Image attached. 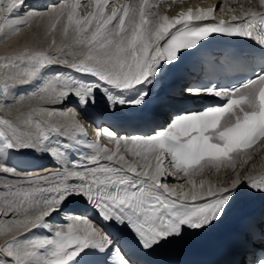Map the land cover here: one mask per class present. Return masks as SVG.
<instances>
[{
  "label": "snow or ice",
  "instance_id": "6c2138e0",
  "mask_svg": "<svg viewBox=\"0 0 264 264\" xmlns=\"http://www.w3.org/2000/svg\"><path fill=\"white\" fill-rule=\"evenodd\" d=\"M258 4L264 9V0ZM153 7L149 0H62L41 11L26 0H0V38L37 19L47 35L59 27L61 36L59 42L52 36L46 50L26 47L0 58V107L11 108L25 95L35 101L15 121L0 116V264H148L159 250L214 228L243 197L264 200V174L245 176L234 163L264 141V63L239 83L188 84L184 95L225 103L174 115L151 135L99 129L113 148L85 140L76 112L47 107L74 97L89 108L103 94L109 111L140 109L158 75L183 63L178 53L197 56L202 42L216 35L254 42L264 61V10L231 9L229 22L217 21L214 7L173 17ZM57 65L67 71L41 75ZM36 81L31 93L15 92ZM21 150L47 153L57 167L38 174L5 163ZM222 165L234 173L229 181L197 183L205 168ZM177 173L187 177V190L162 182ZM234 255L226 264H264V211L243 221Z\"/></svg>",
  "mask_w": 264,
  "mask_h": 264
},
{
  "label": "bare ground",
  "instance_id": "6f19581e",
  "mask_svg": "<svg viewBox=\"0 0 264 264\" xmlns=\"http://www.w3.org/2000/svg\"><path fill=\"white\" fill-rule=\"evenodd\" d=\"M39 1L40 0H26L30 8L38 9L41 11L43 9L46 10L42 7L38 8ZM86 2H88V0ZM121 2H124V0H121ZM81 4L84 5L86 3H84V0H81ZM149 5H155L154 8L156 9L152 8V11L159 12L160 14L168 15L170 17L176 16L179 14V12L186 11L188 8L196 10L199 8L207 9L209 7H214L216 9V11L214 12V16L226 21L231 20V16L234 14L231 9L239 10L241 8L252 7L253 10H264L260 9L258 0H169L168 2L163 4H159L154 0H149ZM81 14H83V11H81ZM46 27L47 26L44 21L37 19L34 20L33 25L27 28L29 30L32 29V33L34 34L33 36L17 39L16 36L19 35V32L18 34L12 36L10 39L0 38V58L15 55L17 52L25 49L26 47L30 49L46 50L49 47L52 36H55V38L59 42L61 39V36L59 35V27L57 29V32L52 33L51 36L46 34ZM22 32L23 31H21V35H23ZM56 71H67V69H64L59 65L51 66L42 70L41 75L46 76ZM36 82L30 85L18 86L15 89V92L18 95L31 93L35 88ZM99 98L105 102L104 96L99 94L97 96V99ZM75 103L76 99L74 97H70L69 100L63 104L49 105L47 107L65 108L67 110L76 112L77 119L82 124L86 133L84 139L90 142H96L99 136L96 134L94 136L90 130V126L84 123V120L81 118L80 109ZM32 106H35V101L30 100L29 97L25 95L23 102L18 103L11 108L0 107V116L15 121L21 116H26ZM100 139L101 140H99V142L103 145L109 148L114 147V144H110L108 142V139ZM255 153H258V159L253 157L255 156ZM21 154L22 156H20ZM5 163H7L9 166L16 167L18 170L35 171L38 172V174H46V172H40L39 170L53 171L57 167L55 160L49 154L35 152L34 150H21L15 153L10 152ZM234 163L236 171H243L245 176L249 174L259 175L261 173H264V141H262L255 148L248 150L247 155L242 153L235 159ZM2 175L3 178H7L8 174ZM166 176L162 177L161 180H164ZM233 176L234 173L232 172V170L227 169L222 165L219 169L205 168L202 175L195 177V179L197 180V183H199V181L203 179L213 186H221L224 182L229 181ZM186 180L187 177L178 176L176 177L175 182L177 185H186ZM187 187L188 186L186 185L184 190H187ZM61 220H63V217L60 218V221Z\"/></svg>",
  "mask_w": 264,
  "mask_h": 264
},
{
  "label": "rangeland",
  "instance_id": "374dc122",
  "mask_svg": "<svg viewBox=\"0 0 264 264\" xmlns=\"http://www.w3.org/2000/svg\"><path fill=\"white\" fill-rule=\"evenodd\" d=\"M86 1H87V0H84V3H87ZM61 2H62V1L58 2V3H57V4H55V5H59ZM153 8H154V7H153ZM154 9H156V8H154ZM46 10H49V11H50V10H51V6H50V7H48ZM42 11H44V10H42ZM82 15H83V14H82ZM33 22H34V21H33ZM33 22H32V24H31V25H33ZM27 28H28V27H24V28H22V30H21V31H23V32H22V33H23V35H21V31H20V33H19V35H20V36H19V35H17V36H16V37H17V39H18V38H20V39H21L22 37H27V38H28V37H31V36H33V35H34V34L32 33V29H30V30H29V29H27ZM25 30H26L27 32H26ZM24 33H25V34H24ZM17 34H18V33H17ZM0 71H3V69H0ZM36 83H39V81H37ZM33 90H34V89H33ZM253 157H255V158H257V159H258V158H259V155H258V153H255V156H253Z\"/></svg>",
  "mask_w": 264,
  "mask_h": 264
}]
</instances>
